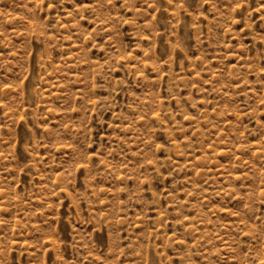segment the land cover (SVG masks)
I'll list each match as a JSON object with an SVG mask.
<instances>
[{
  "label": "rangeland",
  "instance_id": "374dc122",
  "mask_svg": "<svg viewBox=\"0 0 264 264\" xmlns=\"http://www.w3.org/2000/svg\"><path fill=\"white\" fill-rule=\"evenodd\" d=\"M0 264H264V0H0Z\"/></svg>",
  "mask_w": 264,
  "mask_h": 264
}]
</instances>
